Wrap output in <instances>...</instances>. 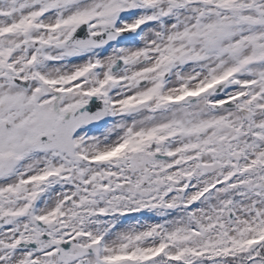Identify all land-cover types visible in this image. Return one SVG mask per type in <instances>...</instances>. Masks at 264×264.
<instances>
[{"label":"snow or ice","instance_id":"snow-or-ice-1","mask_svg":"<svg viewBox=\"0 0 264 264\" xmlns=\"http://www.w3.org/2000/svg\"><path fill=\"white\" fill-rule=\"evenodd\" d=\"M0 264H264V0H0Z\"/></svg>","mask_w":264,"mask_h":264}]
</instances>
